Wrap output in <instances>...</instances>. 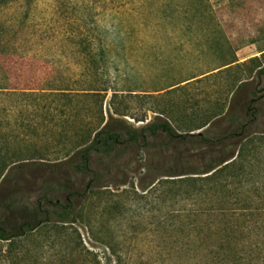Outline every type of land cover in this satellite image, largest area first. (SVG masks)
<instances>
[{"label":"rangeland","instance_id":"374dc122","mask_svg":"<svg viewBox=\"0 0 264 264\" xmlns=\"http://www.w3.org/2000/svg\"><path fill=\"white\" fill-rule=\"evenodd\" d=\"M263 67L264 0H0V87L132 90L138 97L128 99L126 121L134 128L163 110L178 132L202 131L222 117L240 84L244 114L258 79L264 87ZM4 92L0 202L19 190L33 205L44 179L86 195L75 223H45L0 242V264H190L204 256L200 249L218 245L210 233L223 227L241 231L235 244L255 263L264 260L255 255L264 249V134L245 140L208 177H158L147 190L142 179L155 158L131 149L112 177L86 191L87 178L52 166L73 149V129L95 119L90 100L65 135L58 125L65 117L52 120L43 110L55 109L50 100ZM260 124L264 130V111ZM227 129L221 122L215 133ZM236 163L238 171L230 168Z\"/></svg>","mask_w":264,"mask_h":264},{"label":"trees","instance_id":"16d2710c","mask_svg":"<svg viewBox=\"0 0 264 264\" xmlns=\"http://www.w3.org/2000/svg\"><path fill=\"white\" fill-rule=\"evenodd\" d=\"M2 2L4 3V0ZM261 74H264V67L257 72V75ZM181 83L182 81L170 88ZM241 88H243L242 84L232 93L230 105L222 117L208 120L197 128L202 131L195 133L178 132L169 119L164 117L163 110L158 113L159 115H155L152 121L146 122L139 128H134L126 121L130 115L128 99L138 97L132 94V90H126L127 94L110 86L103 89H54L40 92H9L7 86H1L0 90L5 91L7 96L28 100H50L55 104V109L48 104L43 110L46 114L52 115V120L60 116L65 117V120L58 124L62 128L61 133L65 135L68 133V128L80 119L84 109L83 103L90 100L91 109H95V119L88 124L82 121L83 125L73 129L74 135L76 134L73 138V149L65 151L67 159L52 166L53 171L64 169L69 175L79 174L87 178L89 181L86 191H89L92 187H97L112 177L118 166L128 159L131 149L137 152L142 150L147 156L155 158L149 162L151 175L148 173L142 179L144 190L149 189L158 177H169L174 179L173 183H179V181L175 182V179L184 175L208 177L218 167L232 160L238 147L245 140L257 134H264V130L259 128L264 111L262 81L258 79L256 87L262 94L259 95L257 89L252 93L253 98L247 103L244 114L236 102ZM109 91L112 95L108 102V114L105 117L103 106ZM261 100L263 106L259 105ZM57 105L60 106L57 107ZM221 122L227 124L229 129L215 133V129ZM65 125H68L66 129ZM226 148L229 152L223 153V149ZM217 152L219 155H216ZM199 161L200 165H198ZM2 163L1 166L6 171ZM40 166L47 165L41 164ZM228 168L229 166L219 173L221 175L224 172L227 173ZM230 168L238 171L240 167H237L236 163ZM44 180L42 181L43 189L33 205L25 202L19 190L13 191L0 202V211L6 212L8 218L5 219L0 215V242L22 237L45 223L71 224L76 222L79 201L86 194H77L73 186L67 185L66 181ZM219 182L218 179L215 183L216 192L222 191L218 186ZM210 235L217 238L218 245L200 249L204 253V258L201 257L195 263L190 264H264V260L261 263H255L250 256L251 251H243L235 244L236 240L241 239V231L237 232L236 229L223 227L211 232ZM255 255L264 257V249H260Z\"/></svg>","mask_w":264,"mask_h":264}]
</instances>
